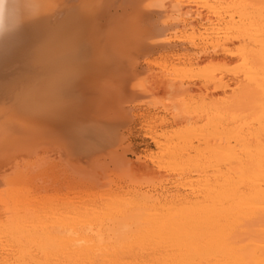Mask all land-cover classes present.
I'll use <instances>...</instances> for the list:
<instances>
[{
  "label": "bare ground",
  "instance_id": "6f19581e",
  "mask_svg": "<svg viewBox=\"0 0 264 264\" xmlns=\"http://www.w3.org/2000/svg\"><path fill=\"white\" fill-rule=\"evenodd\" d=\"M0 264H264V0H0Z\"/></svg>",
  "mask_w": 264,
  "mask_h": 264
},
{
  "label": "rangeland",
  "instance_id": "374dc122",
  "mask_svg": "<svg viewBox=\"0 0 264 264\" xmlns=\"http://www.w3.org/2000/svg\"><path fill=\"white\" fill-rule=\"evenodd\" d=\"M162 95V94H161ZM160 94L153 99L148 98L145 100L147 103L142 109L132 110V120L127 123V127L124 128V134L127 136L126 144L129 145V149L123 152L118 158H108L101 164L92 163L88 166V169L93 173L97 172L98 169H102L105 173L115 175L125 174V177H130L137 173L135 165H138L142 160L151 157L156 151L155 143L146 136L149 132L148 124L153 125V130L163 131L168 129L172 123H167L163 126L158 125L160 120L163 118L162 115L166 111L167 105L170 107L177 106V110L180 109V102L174 103L170 99H162L163 104L159 103L160 98H163ZM156 98V99H155ZM155 99V101H154ZM137 114V115H134ZM167 118L172 119L169 115ZM137 176H143L138 173ZM126 177V178H127ZM145 179V178H142Z\"/></svg>",
  "mask_w": 264,
  "mask_h": 264
}]
</instances>
